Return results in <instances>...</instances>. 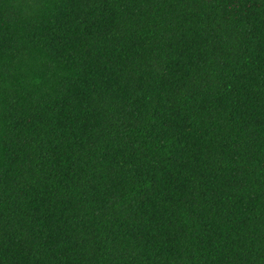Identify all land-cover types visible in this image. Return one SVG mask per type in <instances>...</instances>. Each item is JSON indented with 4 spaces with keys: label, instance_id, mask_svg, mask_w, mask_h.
I'll list each match as a JSON object with an SVG mask.
<instances>
[{
    "label": "trees",
    "instance_id": "obj_1",
    "mask_svg": "<svg viewBox=\"0 0 264 264\" xmlns=\"http://www.w3.org/2000/svg\"><path fill=\"white\" fill-rule=\"evenodd\" d=\"M0 264H264V0H0Z\"/></svg>",
    "mask_w": 264,
    "mask_h": 264
}]
</instances>
